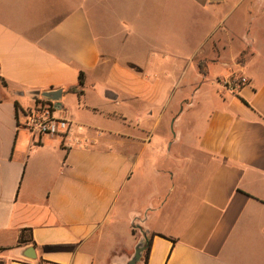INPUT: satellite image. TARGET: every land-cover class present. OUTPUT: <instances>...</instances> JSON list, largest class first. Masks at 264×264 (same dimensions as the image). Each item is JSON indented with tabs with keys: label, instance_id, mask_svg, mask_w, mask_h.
<instances>
[{
	"label": "crops",
	"instance_id": "0c3cea01",
	"mask_svg": "<svg viewBox=\"0 0 264 264\" xmlns=\"http://www.w3.org/2000/svg\"><path fill=\"white\" fill-rule=\"evenodd\" d=\"M58 89L70 134H31ZM140 241L137 264H264V0H0V264Z\"/></svg>",
	"mask_w": 264,
	"mask_h": 264
},
{
	"label": "built area",
	"instance_id": "2783aa9c",
	"mask_svg": "<svg viewBox=\"0 0 264 264\" xmlns=\"http://www.w3.org/2000/svg\"><path fill=\"white\" fill-rule=\"evenodd\" d=\"M246 83L245 77L233 76L224 83V86L235 91ZM54 110V101L40 97L34 101V106L24 113L22 126L33 135L65 138L70 134L72 124L64 118L55 117Z\"/></svg>",
	"mask_w": 264,
	"mask_h": 264
},
{
	"label": "water",
	"instance_id": "95a60500",
	"mask_svg": "<svg viewBox=\"0 0 264 264\" xmlns=\"http://www.w3.org/2000/svg\"><path fill=\"white\" fill-rule=\"evenodd\" d=\"M38 95L48 100H52L56 104V102L59 100L61 96V90L58 89V90L44 91V92L38 93ZM144 249H145L144 242L142 241L138 242L134 248L133 256L129 259V261L126 264H136L140 260Z\"/></svg>",
	"mask_w": 264,
	"mask_h": 264
},
{
	"label": "rangeland",
	"instance_id": "374dc122",
	"mask_svg": "<svg viewBox=\"0 0 264 264\" xmlns=\"http://www.w3.org/2000/svg\"><path fill=\"white\" fill-rule=\"evenodd\" d=\"M187 71V75H189V73H190V71L189 70H186ZM148 73H150L152 76H153V74H158V75H160V76H162L161 74L163 73L162 71H153V70H149L148 71ZM201 84V82H198V84H196V86L195 87H197V86H199ZM206 89H207V87H205ZM204 87H203V90L205 89ZM208 90V89H207ZM210 92V94H211V90H209ZM188 100L190 101V100H192L193 102H194V100L193 99H191V98H188ZM191 101V102H192ZM133 233L134 234H137V235H140V233H139V231L136 229V228H134L133 229ZM138 242H136L132 247H129V249H128V247H127V245L126 244H123V252H124V254H122L123 256L125 255V254H127L128 253V255H129V259L133 256V254H134V248H135V245L137 244ZM128 249V250H127ZM144 256H145V249H144V251L142 252V256H141V258H140V260L139 261H143V259H144ZM129 261V260H128ZM138 261V262H139ZM137 262V263H138ZM136 263V264H137ZM119 264H122V263H119ZM126 264V263H125Z\"/></svg>",
	"mask_w": 264,
	"mask_h": 264
},
{
	"label": "trees",
	"instance_id": "16d2710c",
	"mask_svg": "<svg viewBox=\"0 0 264 264\" xmlns=\"http://www.w3.org/2000/svg\"><path fill=\"white\" fill-rule=\"evenodd\" d=\"M83 81H84L83 80V73L80 72L79 75H78V84L67 88L66 91L69 92V93H76L77 95H81L83 93V87H84V82ZM24 242H26V241H24L23 232H22L21 235H20V238H19V243H24ZM146 247H147V250H146V253H145V256H144L145 260L147 258V254L149 252L150 244L148 243V245H146Z\"/></svg>",
	"mask_w": 264,
	"mask_h": 264
}]
</instances>
